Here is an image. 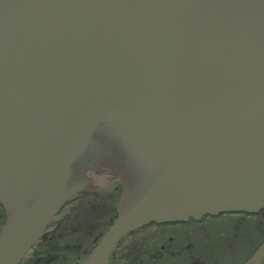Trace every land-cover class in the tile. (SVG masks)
Wrapping results in <instances>:
<instances>
[{"label":"water","instance_id":"1","mask_svg":"<svg viewBox=\"0 0 264 264\" xmlns=\"http://www.w3.org/2000/svg\"><path fill=\"white\" fill-rule=\"evenodd\" d=\"M114 181L77 264L148 223L264 208V0H0V264Z\"/></svg>","mask_w":264,"mask_h":264},{"label":"rangeland","instance_id":"2","mask_svg":"<svg viewBox=\"0 0 264 264\" xmlns=\"http://www.w3.org/2000/svg\"><path fill=\"white\" fill-rule=\"evenodd\" d=\"M116 197L114 192H99L84 193L79 198L72 199L45 228V231L55 229L56 241L45 247V251L38 246V241L20 264L26 263L33 251L42 253V257L33 264H75L82 258L83 251L92 246L93 235L99 230L103 231L108 225L105 220L113 207L117 206ZM2 222L3 219L0 225ZM142 229L148 232L161 229L163 236L155 235V250L161 244L174 250L173 255H163L165 260L161 264H194L193 258L201 264H240L249 257L253 247L257 246L264 235L263 223L258 224L254 220L249 223L242 222L237 215L162 227L148 225ZM139 233L143 234L141 231ZM129 239L123 241V245ZM135 240L138 243L128 242L130 248L127 256L132 263L138 262L144 255L145 258L151 252L146 249L145 242L138 238ZM119 249L118 245L114 252ZM127 256L121 257L117 254L110 262L126 264Z\"/></svg>","mask_w":264,"mask_h":264},{"label":"flooded vegetation","instance_id":"3","mask_svg":"<svg viewBox=\"0 0 264 264\" xmlns=\"http://www.w3.org/2000/svg\"><path fill=\"white\" fill-rule=\"evenodd\" d=\"M114 192H115V195H117L116 198H118V195H119V192H120V184L117 182V181H114ZM92 192V191H91ZM116 207H113V211L111 212V214L108 216V219L105 220V223L106 224H109V222L115 217L116 215ZM231 215H237L238 218L243 222H251L252 220H254L255 222H257L258 224L259 223H263L264 224V208L258 210L257 212H254V213H246V212H223V213H219L217 215H205L203 216L201 219L199 220H193V219H189L187 221H183V222H170V223H149L139 229H136L126 235H124L120 242L118 243V245L120 246V249L119 251L117 252H112L111 255H110V258H109V262L111 261L112 258L114 257H117V254L119 256H123V255H128V252L127 250L130 248V243H138L135 239H139L140 241L142 242H145V245H146V249L150 250V254L147 255L145 258L144 256L141 257L139 259L138 262H135V263H132L131 261H128V256L126 257V261L127 263L126 264H161V262H163V260H165L164 256L163 255H169V254H175L174 250L173 249H170L169 247H166V245L164 244H161V247L159 249H156L155 250V235L158 234L157 236L159 237L161 234H162V230H156L155 229L153 231H144L145 229H142L148 225H156V226H167V225H176V224H184V223H190V222H199V221H202V220H213V219H216V218H220V217H225V216H231ZM4 219V212L2 210V208L0 207V222L1 220ZM252 219V220H251ZM251 220V221H250ZM143 230V231H142ZM189 230V229H188ZM201 230V229H200ZM206 230V229H204ZM139 231H141L143 234L141 235L139 233ZM58 232V231H57ZM102 231L99 230L96 234L93 235V238H92V243L95 242V240L97 239V237L99 236V234L101 233ZM56 231L55 229H52L50 231H45L42 235V237L40 238L39 240V243H38V246L42 247V249L44 250L45 247H48L50 245L53 244L54 241H56ZM139 234V236L137 237V235ZM136 236V238H135ZM163 236V235H161ZM131 238V239H129ZM264 238V235L262 237V239ZM129 241L127 243H125L123 245V241H126L128 240ZM261 239V240H262ZM260 240V241H261ZM259 241V242H260ZM45 245V246H44ZM117 245V246H118ZM258 245V244H257ZM45 251V250H44ZM84 252V253H83ZM82 253L85 254L87 252V250H84ZM127 252V253H125ZM41 251H33L32 252V255L29 257V259L27 260L26 263L24 264H33L36 260L40 259L42 257L41 255ZM193 261L195 262L194 264H201L199 262H197L195 260V258H193ZM246 260H243L240 264H243ZM20 264V263H19ZM263 264V260H262V263Z\"/></svg>","mask_w":264,"mask_h":264}]
</instances>
